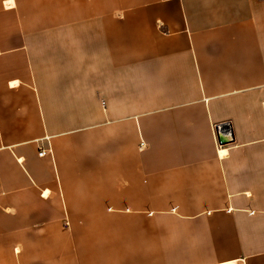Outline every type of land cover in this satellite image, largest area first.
Wrapping results in <instances>:
<instances>
[{
  "label": "crops",
  "instance_id": "1",
  "mask_svg": "<svg viewBox=\"0 0 264 264\" xmlns=\"http://www.w3.org/2000/svg\"><path fill=\"white\" fill-rule=\"evenodd\" d=\"M229 263L264 264V0H0V264Z\"/></svg>",
  "mask_w": 264,
  "mask_h": 264
},
{
  "label": "built area",
  "instance_id": "2",
  "mask_svg": "<svg viewBox=\"0 0 264 264\" xmlns=\"http://www.w3.org/2000/svg\"><path fill=\"white\" fill-rule=\"evenodd\" d=\"M230 128H231V124L230 123H220V124H214L213 125V132H214V135L216 137V142H217V144L219 146H222V145H220L219 140H218L219 135L225 130L230 131ZM142 148H143V145H142ZM45 155H46V151H42L40 153L41 157H43Z\"/></svg>",
  "mask_w": 264,
  "mask_h": 264
},
{
  "label": "water",
  "instance_id": "3",
  "mask_svg": "<svg viewBox=\"0 0 264 264\" xmlns=\"http://www.w3.org/2000/svg\"><path fill=\"white\" fill-rule=\"evenodd\" d=\"M230 132L231 131L225 130L219 135L218 140L220 145L225 146L233 142V137Z\"/></svg>",
  "mask_w": 264,
  "mask_h": 264
},
{
  "label": "rangeland",
  "instance_id": "4",
  "mask_svg": "<svg viewBox=\"0 0 264 264\" xmlns=\"http://www.w3.org/2000/svg\"><path fill=\"white\" fill-rule=\"evenodd\" d=\"M138 222H139V220H131L130 225H131L132 227H133V226L137 227V226H138ZM66 228H67L68 231H69V223L66 224Z\"/></svg>",
  "mask_w": 264,
  "mask_h": 264
},
{
  "label": "bare ground",
  "instance_id": "5",
  "mask_svg": "<svg viewBox=\"0 0 264 264\" xmlns=\"http://www.w3.org/2000/svg\"><path fill=\"white\" fill-rule=\"evenodd\" d=\"M229 264H234V263H229Z\"/></svg>",
  "mask_w": 264,
  "mask_h": 264
}]
</instances>
